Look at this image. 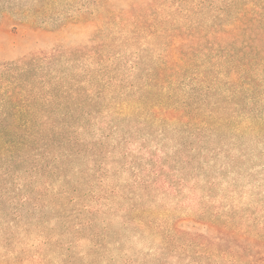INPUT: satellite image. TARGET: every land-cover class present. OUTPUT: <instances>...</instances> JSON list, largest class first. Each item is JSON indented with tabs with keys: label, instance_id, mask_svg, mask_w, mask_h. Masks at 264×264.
<instances>
[{
	"label": "rangeland",
	"instance_id": "374dc122",
	"mask_svg": "<svg viewBox=\"0 0 264 264\" xmlns=\"http://www.w3.org/2000/svg\"><path fill=\"white\" fill-rule=\"evenodd\" d=\"M229 3L0 0V122L73 124L39 158H0V264L264 254V64L180 40Z\"/></svg>",
	"mask_w": 264,
	"mask_h": 264
},
{
	"label": "trees",
	"instance_id": "16d2710c",
	"mask_svg": "<svg viewBox=\"0 0 264 264\" xmlns=\"http://www.w3.org/2000/svg\"><path fill=\"white\" fill-rule=\"evenodd\" d=\"M226 8L218 17L219 23H214L208 30L202 28V33L182 35L180 40L183 44L192 41L194 46L202 41V54H222L220 56L234 66L235 72L254 70L264 64V8L261 0H231ZM212 61L214 64L216 60ZM48 126L51 131L46 134ZM72 126L70 122H0V158L7 160L8 165L17 163V166L26 163L30 156L39 158L36 145H40V149L59 147L67 137L59 128L65 130ZM254 264H264V254L256 257Z\"/></svg>",
	"mask_w": 264,
	"mask_h": 264
}]
</instances>
